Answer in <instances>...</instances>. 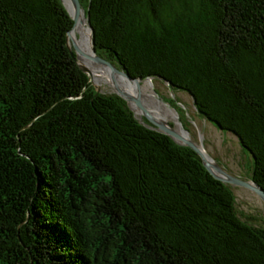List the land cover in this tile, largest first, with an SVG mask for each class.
<instances>
[{"label": "trees", "instance_id": "1", "mask_svg": "<svg viewBox=\"0 0 264 264\" xmlns=\"http://www.w3.org/2000/svg\"><path fill=\"white\" fill-rule=\"evenodd\" d=\"M98 53L190 92L264 187V0H83ZM63 0H0V264H264V224L192 146L97 91Z\"/></svg>", "mask_w": 264, "mask_h": 264}, {"label": "rangeland", "instance_id": "2", "mask_svg": "<svg viewBox=\"0 0 264 264\" xmlns=\"http://www.w3.org/2000/svg\"><path fill=\"white\" fill-rule=\"evenodd\" d=\"M77 37L82 38L80 30H77ZM95 62L105 65L98 61ZM108 77L110 75L106 76V78ZM145 79H151L149 90L156 93L168 107L177 111L178 117L170 116V121L173 124L177 126L180 123V125L185 126L191 137L199 143H204L212 157L227 169L238 173L242 178L251 179L253 156L248 149L244 150L234 132L222 129L213 121L201 116L192 94L187 90L172 87L167 80L159 77H146ZM91 83L93 85L94 83L97 84L100 89L107 92L114 89L109 78L104 79L102 82L93 80ZM131 104L135 108L138 117H141L143 110L138 102L131 100ZM144 119L148 120L146 117ZM229 184L237 196L240 214L245 218L252 219L254 222L264 224V199L261 195L248 186Z\"/></svg>", "mask_w": 264, "mask_h": 264}, {"label": "water", "instance_id": "3", "mask_svg": "<svg viewBox=\"0 0 264 264\" xmlns=\"http://www.w3.org/2000/svg\"><path fill=\"white\" fill-rule=\"evenodd\" d=\"M63 1L65 2L66 6L68 7L70 13L72 14L75 20L73 27L68 32V44L71 50L73 52H76L78 56V61L80 65L82 66V68L89 74V81H92L91 72H90L89 67L85 64V61H84V59H87V58L94 60V61L101 62L110 68L111 72L109 74L110 75L109 80L111 81L114 87L113 91L111 92L118 93L119 95L126 98L134 110L135 108L131 104V100H136L139 106L143 110L142 116L139 117L142 121H144L151 127H154V128H157L159 130L166 132L167 134L171 135L174 139H176L178 142L192 146L203 157L204 163L206 164L208 169L217 178L227 183L248 186L254 189L255 191H257L261 195V197L264 199V187L260 183H258L254 179L242 178L241 176L229 171L225 166L220 164L215 158L212 157L210 151L207 149L204 143H199L195 141L193 137L183 134L181 131H179L176 125L173 124L170 120L161 118L157 114L153 113L151 109H149L145 105V103L143 102L140 96L135 95L134 93L129 91V89H127L125 85L121 84L118 80L119 74H124L131 79H137L141 82L145 79V76H134L130 72H128L125 68L120 67L112 59L99 54L96 44H95L94 27L89 21L90 14L87 12L86 7L83 4V0H70V1L63 0ZM84 14L87 16L89 25L91 27L90 37H91L92 46L95 52L94 54H91L85 51V49L79 43V38L77 37L76 30ZM100 90L101 89L98 88V91ZM136 115H137V112H136ZM144 117H146L148 120L144 119ZM183 127L185 130H187L185 126Z\"/></svg>", "mask_w": 264, "mask_h": 264}, {"label": "bare ground", "instance_id": "4", "mask_svg": "<svg viewBox=\"0 0 264 264\" xmlns=\"http://www.w3.org/2000/svg\"><path fill=\"white\" fill-rule=\"evenodd\" d=\"M77 30H80L82 32V38L79 39V43L81 44V46L85 49V51H87L91 54H94L95 52H94L91 37H90L91 27L89 25L88 18L85 14H84L83 18L81 19V21L77 27ZM84 61H85V64L90 69L92 81L95 80L96 82H102L104 79L109 78V77L106 78V76L109 75V73L111 72L110 68L108 66L98 64L93 60L84 59ZM118 80L121 84L125 85L126 88L129 89V91H131L132 93H134L137 96H140L142 98L143 102L145 103V105L149 109H151V111L153 113L157 114L159 117L165 118L167 120H170V116H177L178 117V113L176 110H172L170 107H168L165 104V102L161 98H159L156 95V93L149 90V82L151 79H145V81L143 80L141 82L137 79H131L124 74H119ZM94 85L98 91V88H100V87H98L97 84H95V83H94ZM100 91H104V90L101 89ZM176 127L183 134H185L187 136H191L188 133V131L185 130L182 125H180V123Z\"/></svg>", "mask_w": 264, "mask_h": 264}, {"label": "flooded vegetation", "instance_id": "5", "mask_svg": "<svg viewBox=\"0 0 264 264\" xmlns=\"http://www.w3.org/2000/svg\"><path fill=\"white\" fill-rule=\"evenodd\" d=\"M229 170V169H228ZM230 171V170H229ZM232 172V171H231ZM233 173H235V174H237L238 175V173H236V172H233Z\"/></svg>", "mask_w": 264, "mask_h": 264}]
</instances>
